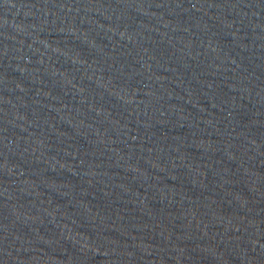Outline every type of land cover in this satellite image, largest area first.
<instances>
[{
	"label": "water",
	"instance_id": "water-1",
	"mask_svg": "<svg viewBox=\"0 0 264 264\" xmlns=\"http://www.w3.org/2000/svg\"><path fill=\"white\" fill-rule=\"evenodd\" d=\"M0 264H264V0H0Z\"/></svg>",
	"mask_w": 264,
	"mask_h": 264
}]
</instances>
